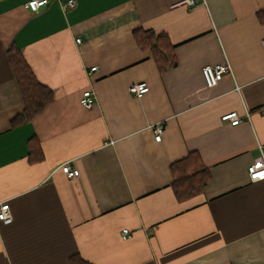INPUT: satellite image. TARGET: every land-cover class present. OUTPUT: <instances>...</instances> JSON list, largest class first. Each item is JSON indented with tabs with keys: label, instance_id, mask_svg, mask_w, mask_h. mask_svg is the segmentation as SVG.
<instances>
[{
	"label": "crops",
	"instance_id": "crops-1",
	"mask_svg": "<svg viewBox=\"0 0 264 264\" xmlns=\"http://www.w3.org/2000/svg\"><path fill=\"white\" fill-rule=\"evenodd\" d=\"M29 1L0 0V203L13 216L0 222V264H70L75 255L92 264H264V181L248 176L264 154V0H74L67 11L70 0H50L38 12ZM144 32L168 41L176 67L160 73L136 40ZM11 45L54 93L16 127L25 102ZM226 59L233 75L207 87L203 68ZM139 83L149 86L142 98L129 92ZM88 89L92 109L80 103ZM231 112L240 125L222 122ZM193 152L210 180L179 201L171 165ZM66 163L77 178L61 171Z\"/></svg>",
	"mask_w": 264,
	"mask_h": 264
},
{
	"label": "trees",
	"instance_id": "trees-1",
	"mask_svg": "<svg viewBox=\"0 0 264 264\" xmlns=\"http://www.w3.org/2000/svg\"><path fill=\"white\" fill-rule=\"evenodd\" d=\"M260 19L264 21L263 13H260ZM136 40L142 48L152 51L160 73L177 66L174 49L168 44V41H164L163 36H156L152 32L136 33ZM7 56L25 102L24 113L12 122V126L16 127L32 121L33 118L43 113L46 107L54 101V93L38 82L16 45H11L8 48ZM32 142L29 144L30 155L33 156L32 161L40 162L43 160V153ZM171 172L174 177L172 189L179 201L202 194L210 180L209 171L204 168L201 157L195 152L173 163ZM70 264L92 263L75 255L71 257Z\"/></svg>",
	"mask_w": 264,
	"mask_h": 264
},
{
	"label": "built area",
	"instance_id": "built-area-1",
	"mask_svg": "<svg viewBox=\"0 0 264 264\" xmlns=\"http://www.w3.org/2000/svg\"><path fill=\"white\" fill-rule=\"evenodd\" d=\"M50 0H30L27 3V8L32 12H38L41 8L45 7ZM187 4L193 5V0H187ZM76 5L74 0H70L67 4L63 6L64 11L70 10L74 8ZM77 44L81 43L80 39L76 40ZM264 45V41H263ZM97 67H93L91 71H96ZM205 83L207 87L213 88L216 87L220 81L224 78L226 75H233V69L229 61L226 59V62L224 64H217L213 66H205L202 70ZM239 89V88H238ZM129 92L134 95L137 98H142L145 94L149 92V86L147 83H139L134 84L129 87ZM97 102L96 94L93 90L88 89L84 91L80 103L81 105L86 109H92ZM248 120L250 119L249 113H247ZM222 122L228 123L232 126H238L241 124L242 119L238 116L237 112H231L228 114H225L221 117ZM163 131L164 126L162 124H158L154 128V134L156 141H161L163 137ZM257 165H260V167H257ZM61 171L69 178L74 179L77 178L80 175V171L76 168H73L69 163H66L60 167ZM264 172V154L256 160L251 166L248 168V176L249 180L252 183H257L264 181V178L260 177L258 174ZM0 222H2L5 225H10L13 222V216L11 213V207L10 204L0 203ZM155 232V229H151L148 231L147 234L153 235ZM129 230H124L122 232V238L127 239L130 236Z\"/></svg>",
	"mask_w": 264,
	"mask_h": 264
},
{
	"label": "snow or ice",
	"instance_id": "snow-or-ice-1",
	"mask_svg": "<svg viewBox=\"0 0 264 264\" xmlns=\"http://www.w3.org/2000/svg\"><path fill=\"white\" fill-rule=\"evenodd\" d=\"M257 167H260V165H257ZM260 177L264 178V172H261L258 174Z\"/></svg>",
	"mask_w": 264,
	"mask_h": 264
}]
</instances>
